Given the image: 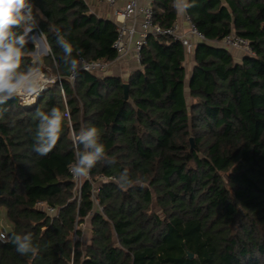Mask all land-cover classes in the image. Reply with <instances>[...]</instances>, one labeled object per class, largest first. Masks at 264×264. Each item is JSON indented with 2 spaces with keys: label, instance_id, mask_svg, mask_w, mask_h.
<instances>
[{
  "label": "trees",
  "instance_id": "1",
  "mask_svg": "<svg viewBox=\"0 0 264 264\" xmlns=\"http://www.w3.org/2000/svg\"><path fill=\"white\" fill-rule=\"evenodd\" d=\"M188 2L187 14L208 40L235 33L254 55L237 60L224 47L199 43L188 76L182 44L150 36L140 68L126 79L81 72L72 85L58 35L74 56L110 62L116 23L91 12L86 0H33L46 18L36 32L50 50L34 61L29 43L22 68H49L56 80L31 105L17 98L2 106L0 213L12 227L0 242V264H264V0ZM153 7L156 23L177 20L176 0H154ZM53 107L67 111L65 127L53 151L40 156L35 113ZM81 126L100 130L106 159L78 199L69 166L71 131ZM124 168L131 187L109 180L93 192V181L115 179ZM29 232L38 251L22 256L11 235Z\"/></svg>",
  "mask_w": 264,
  "mask_h": 264
},
{
  "label": "clouds",
  "instance_id": "2",
  "mask_svg": "<svg viewBox=\"0 0 264 264\" xmlns=\"http://www.w3.org/2000/svg\"><path fill=\"white\" fill-rule=\"evenodd\" d=\"M188 0H177L176 7L184 12L192 7ZM46 18L43 12L34 5L33 0H0V119L6 108L2 107L13 99H23L31 105L55 81L50 80L38 66L22 68V58L26 46L32 42L41 20ZM40 35L43 37V33ZM56 43L61 47L60 58L63 67L73 75L80 70H87L76 56L73 47L63 35H58ZM35 63V62H34ZM37 120L34 129V151L40 156H47L57 146L65 127L67 111L53 107L49 111L37 109ZM73 149L75 161L69 166L70 173L76 178H86L90 171L103 159H106L105 145L101 141V132L96 126H81L73 131ZM121 189L131 187L134 179L129 169L124 168L115 178ZM7 231H0V242H8ZM11 242L22 256H35L38 246L33 242L32 234L11 235Z\"/></svg>",
  "mask_w": 264,
  "mask_h": 264
},
{
  "label": "built area",
  "instance_id": "3",
  "mask_svg": "<svg viewBox=\"0 0 264 264\" xmlns=\"http://www.w3.org/2000/svg\"><path fill=\"white\" fill-rule=\"evenodd\" d=\"M109 5H116L117 0H103ZM153 0L147 4H142L139 0H127L124 7L118 11L117 37L113 43V48L116 52V57L113 61L106 62L102 60H87L82 56L77 58L87 66V70H80L76 74H69V81L73 85L79 73L87 72L94 75L103 76L109 72L113 63H122L129 57H133L140 64L141 53L143 48L147 45L150 36L157 37H171L178 40L184 47L187 54L194 53L199 43H211L228 49L229 51H239L244 56H253L254 51L250 42L235 33L226 35L220 41H210L205 35L198 30L196 25L191 21L188 14H184L182 19L176 20L171 26L164 27L154 20ZM23 103L25 101L21 99ZM26 104V103H25ZM73 134V133H72ZM74 183L79 181L72 175ZM91 180L90 174L86 177ZM101 182L115 179L112 177L101 176ZM93 184V183H92ZM82 185L79 187L77 198L80 199ZM94 187V186H93ZM97 189L93 188L96 193ZM93 200L96 207L102 210L96 194H93ZM37 207L48 212L50 215H55L58 209L39 202ZM2 231V230H0Z\"/></svg>",
  "mask_w": 264,
  "mask_h": 264
},
{
  "label": "rangeland",
  "instance_id": "4",
  "mask_svg": "<svg viewBox=\"0 0 264 264\" xmlns=\"http://www.w3.org/2000/svg\"><path fill=\"white\" fill-rule=\"evenodd\" d=\"M31 41L30 43L35 44V51L31 54V57L34 61H42L43 58L49 54V46L47 45L45 38L40 35V33L35 32V34L31 35L30 37ZM45 46V49L39 44L41 42ZM135 65H138V61L134 59L133 57H129L126 60H124L122 63H113V65L110 67L109 72L106 75H114V76H121L122 78L126 79L131 72L135 70ZM47 73L42 71L50 80L55 81L56 77L51 72V69H47ZM54 83L50 84L48 87L53 85ZM186 97L189 104H191L194 100L192 97H190L188 90H186ZM73 131H71V137L73 139L72 135ZM193 138V137H191ZM190 138V139H191ZM194 139V138H193ZM86 178H79V181H75V187L74 192L75 194H78L79 192V186L82 185ZM93 186L95 187V190L98 188V184L101 183L100 179H97V181H93ZM11 223L7 220L5 216V210H2L0 213V230L7 231V233L11 230ZM80 229L82 230V241L83 245H86L88 242L91 232L89 228V221L85 222L80 226ZM77 237L76 235H73V239L75 240Z\"/></svg>",
  "mask_w": 264,
  "mask_h": 264
},
{
  "label": "crops",
  "instance_id": "5",
  "mask_svg": "<svg viewBox=\"0 0 264 264\" xmlns=\"http://www.w3.org/2000/svg\"><path fill=\"white\" fill-rule=\"evenodd\" d=\"M86 1H87V4H88L91 12L95 13L97 16H99L101 18L109 19V20H112V21L116 22L117 21V17H118V11H120L124 7V5H125L127 0H117L116 5H109L108 3H106L103 0H99V1L86 0ZM139 1L142 4H147V3L151 2V0H139ZM153 2H154V0H153ZM176 3H177V0H176ZM177 13H178L177 14V20L178 19H182L183 15L187 14L186 11L181 12L178 9H177ZM41 46L45 49L44 45H41ZM231 53L235 56V58L237 60L241 59L244 56L239 51H231ZM194 64H195L194 53H192V54H187L186 53V59H185L184 65L186 67L188 76L190 75V73H191V71H192V69L194 67ZM134 68H135V70L139 69L140 68V64L138 63V65H135ZM186 82H187V85H188V80ZM186 90H188V89H186Z\"/></svg>",
  "mask_w": 264,
  "mask_h": 264
},
{
  "label": "water",
  "instance_id": "6",
  "mask_svg": "<svg viewBox=\"0 0 264 264\" xmlns=\"http://www.w3.org/2000/svg\"><path fill=\"white\" fill-rule=\"evenodd\" d=\"M124 87H125V97L127 98L128 97V84H125ZM190 141H191L192 147H194V139L191 138ZM188 255H189V257L194 256L192 253H188Z\"/></svg>",
  "mask_w": 264,
  "mask_h": 264
},
{
  "label": "bare ground",
  "instance_id": "7",
  "mask_svg": "<svg viewBox=\"0 0 264 264\" xmlns=\"http://www.w3.org/2000/svg\"><path fill=\"white\" fill-rule=\"evenodd\" d=\"M40 42H41V41H40ZM40 44H41V45H43V43H42V42H41Z\"/></svg>",
  "mask_w": 264,
  "mask_h": 264
}]
</instances>
